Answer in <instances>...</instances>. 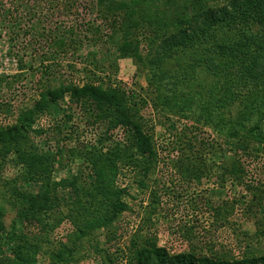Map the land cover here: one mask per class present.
Masks as SVG:
<instances>
[{
  "label": "trees",
  "instance_id": "1",
  "mask_svg": "<svg viewBox=\"0 0 264 264\" xmlns=\"http://www.w3.org/2000/svg\"><path fill=\"white\" fill-rule=\"evenodd\" d=\"M140 1L148 3L149 9L155 6L156 20L139 26L141 33L137 31V35L125 31L118 49L122 57L133 58L138 68L151 71V76L147 74L151 99L117 84L103 88V80L63 83L58 88L49 83L15 122L0 125V172L7 158L14 155L25 168L19 182L39 184L37 192H29L19 187L17 179L5 180L0 173V264H38L41 254L50 264H81L82 250L103 254V264H264V217L259 216L264 206V182L245 183L248 170L236 157L223 175H230L249 193L244 214L257 226L254 235L242 233L240 256L223 244L218 247L210 236L212 230L199 231L198 221L178 227L186 250L171 253L159 245L151 231L156 205L161 204L157 191H152L153 203L131 233L129 246L87 247L86 238L110 228L132 210L126 200L128 186L118 183L122 169L131 167L147 175L151 162L158 157L153 136L143 127L140 104L147 105L150 100L154 111L173 112L193 120V125L201 123L225 132L230 139L241 132L251 133L252 124L254 139L263 144L264 151V0ZM0 15L5 20L10 15L3 4ZM143 41L146 56L142 55ZM52 69L46 66L40 73L50 75ZM54 75L46 81H53ZM66 99L70 105L80 106L98 125L100 136L95 142L78 141L76 146H69L75 127L71 110L64 114L65 119H56L48 128L36 127L54 107L60 109V100ZM67 125L70 130L66 135L63 126ZM119 130L124 131V140L115 139ZM46 133L59 137L55 151H43L37 143ZM182 148L179 145L180 152ZM65 155L80 159V167L77 173L56 181L53 173L60 166L66 167L62 165ZM194 165L189 156L178 162L179 178L188 183L202 182L203 176L196 173ZM142 185L145 187V182ZM66 190L72 194L68 201L59 194ZM236 205L237 200L221 201L207 209L222 227L233 225L230 218ZM8 210L16 213L10 229L5 220ZM56 231L61 233L54 237ZM116 234L109 240L116 239Z\"/></svg>",
  "mask_w": 264,
  "mask_h": 264
},
{
  "label": "rangeland",
  "instance_id": "2",
  "mask_svg": "<svg viewBox=\"0 0 264 264\" xmlns=\"http://www.w3.org/2000/svg\"><path fill=\"white\" fill-rule=\"evenodd\" d=\"M224 1L218 0L219 3ZM1 4L10 15L6 20L0 15V125L15 122L18 114L32 106L49 83L58 88L63 83L83 84L89 80H103V88L117 84L136 95L151 99L147 79V74L152 75L151 71L138 68L133 58L122 57L118 46L124 39L122 35L125 31L136 32L137 35V31L141 33L137 30L139 26L156 20L153 12L155 6L149 9V4L140 0H103L101 4L98 0H0ZM164 7L161 6L160 10ZM146 54L143 41L142 55ZM46 66L53 68L52 73L42 76L40 72ZM53 74V81L47 82L46 77ZM149 102L147 105L140 104L143 127L152 134L158 157L151 162L147 175L131 167L122 169L118 183L128 186L130 195L126 200L132 210L127 211L123 219L110 228L100 229L86 238L87 247L95 244H99L101 249L116 244L129 246L131 233L153 203L152 191H157L161 204L156 205L158 209L151 231L157 236L159 245L171 253L186 250V241L177 233L178 227L198 221L196 227L199 231L203 232L204 228L212 230L210 236L219 244L218 247L223 244L235 256H240V247L244 246L242 233L254 235L257 226L254 219H247L244 214L249 193L233 182L230 175H223V171L235 161V157L241 158L248 170L244 176L245 183L264 182L263 144L254 139L256 130L251 124V133L241 132L238 137L230 139L225 132L219 133L201 123L193 125V120L173 112L154 111ZM60 104V109L54 107L53 113L40 119L36 127L48 128L56 119H65L64 114L71 110L75 127L69 146H76L78 141L95 142L100 136V128L89 119L87 113L76 104L70 105L68 99L60 100ZM69 126H63L66 135L69 134L66 131ZM228 129L231 133L232 129ZM123 133V130L115 131V139L124 140ZM43 137L37 140L40 148L55 151L59 137L48 133ZM179 145L183 146L181 152ZM238 146L245 149L239 151ZM245 152L251 155H244ZM188 156L195 164L196 173L203 176L200 183H188L179 178L180 171L176 164ZM80 164V159L65 155L62 165L66 167L56 168L53 179L57 181L77 173ZM24 172L25 168L11 155L0 173L5 180L17 179L21 189L37 192L38 183L19 182ZM142 182H145V187ZM59 194L64 201H68L72 195L67 190ZM245 195L247 197L244 198ZM229 200H237L236 211L230 218L233 225L217 226L207 208L211 203ZM15 215L14 211H7V228H11ZM259 216L264 217V206ZM59 232L56 231L54 237L59 236ZM114 233H117L116 239L109 240ZM262 243L260 241L259 246ZM102 256L91 250H82L81 264H103ZM38 264H50V261L41 254Z\"/></svg>",
  "mask_w": 264,
  "mask_h": 264
}]
</instances>
